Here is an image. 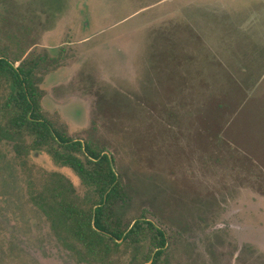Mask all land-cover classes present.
Instances as JSON below:
<instances>
[{"label":"rangeland","instance_id":"obj_1","mask_svg":"<svg viewBox=\"0 0 264 264\" xmlns=\"http://www.w3.org/2000/svg\"><path fill=\"white\" fill-rule=\"evenodd\" d=\"M0 57L33 73L45 119L108 154L123 224L158 264H264V0H0ZM7 84L0 89V128ZM0 141V264H145L151 235L98 255L39 206L58 176ZM50 194V195H49Z\"/></svg>","mask_w":264,"mask_h":264},{"label":"trees","instance_id":"obj_2","mask_svg":"<svg viewBox=\"0 0 264 264\" xmlns=\"http://www.w3.org/2000/svg\"><path fill=\"white\" fill-rule=\"evenodd\" d=\"M4 83L8 95L0 141L28 138V151L45 152L55 164L72 170L89 190L80 204L71 183L58 176L49 199L43 197L39 202L41 209L50 213V220L68 238L98 255L109 254L117 241L137 245L149 233L154 252L145 264H158L166 246L164 233L150 221L134 220L129 226L117 218L125 198L110 156L57 130L41 112L33 73L0 57V89Z\"/></svg>","mask_w":264,"mask_h":264}]
</instances>
